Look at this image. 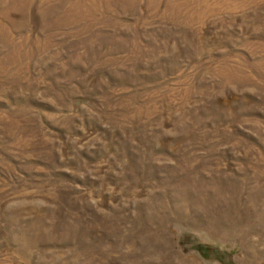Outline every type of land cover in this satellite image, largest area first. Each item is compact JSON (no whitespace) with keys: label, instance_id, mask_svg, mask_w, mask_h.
<instances>
[{"label":"rangeland","instance_id":"1","mask_svg":"<svg viewBox=\"0 0 264 264\" xmlns=\"http://www.w3.org/2000/svg\"><path fill=\"white\" fill-rule=\"evenodd\" d=\"M0 264H264V0H0Z\"/></svg>","mask_w":264,"mask_h":264}]
</instances>
